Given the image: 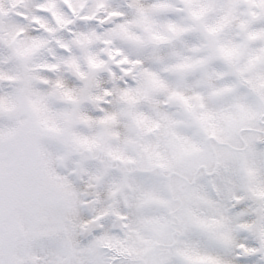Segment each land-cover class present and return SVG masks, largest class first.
I'll return each instance as SVG.
<instances>
[{
	"label": "rangeland",
	"instance_id": "1",
	"mask_svg": "<svg viewBox=\"0 0 264 264\" xmlns=\"http://www.w3.org/2000/svg\"><path fill=\"white\" fill-rule=\"evenodd\" d=\"M13 171L0 264H264V0H0Z\"/></svg>",
	"mask_w": 264,
	"mask_h": 264
},
{
	"label": "trees",
	"instance_id": "2",
	"mask_svg": "<svg viewBox=\"0 0 264 264\" xmlns=\"http://www.w3.org/2000/svg\"><path fill=\"white\" fill-rule=\"evenodd\" d=\"M13 179L12 177H10L8 179V186H4V192L2 198L0 199V208H5L6 206H8L9 204H11V206H14L15 202V196H16V188L13 185ZM0 209V210H1Z\"/></svg>",
	"mask_w": 264,
	"mask_h": 264
}]
</instances>
